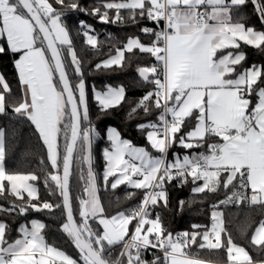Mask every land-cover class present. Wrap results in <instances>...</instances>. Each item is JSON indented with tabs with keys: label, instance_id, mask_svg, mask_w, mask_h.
I'll use <instances>...</instances> for the list:
<instances>
[{
	"label": "snow or ice",
	"instance_id": "obj_1",
	"mask_svg": "<svg viewBox=\"0 0 264 264\" xmlns=\"http://www.w3.org/2000/svg\"><path fill=\"white\" fill-rule=\"evenodd\" d=\"M247 2L109 0L89 10L79 0H0V37L6 38L7 50L18 55L14 66L21 92L13 95L0 73V114L11 106L14 114L34 125L47 148L51 168L43 183L52 194L58 190L62 198L57 204L40 201L34 183L40 176L6 170L5 131L0 129V195L7 192L15 198L9 207L0 206V212L24 216L29 210L52 213L61 209L65 216L61 230L79 253L78 259L73 258L48 243L47 225L40 220L20 224L15 239L8 236L7 222L0 221V264H213L193 255L194 245L200 250L225 249L227 261L215 264H264L254 261L234 241L225 226L224 212L216 210L220 205L247 203L260 206L264 216V66L244 68L246 54L239 51L241 41L264 51V31L247 26L239 15ZM252 3L264 23V0ZM112 9L114 18L109 17ZM121 10H128L133 21L139 16L155 23L156 28L141 29L151 42L128 38L95 69L122 67L125 52L134 49L155 58L156 64L137 69L142 81L154 85V90L135 103L129 116L139 110L145 115L153 108L160 110L156 121L139 125L147 130L146 139L159 155L134 146L115 128L107 130L110 147L103 150L104 182L108 184L112 177L111 189L127 184L144 190L136 208L109 216L97 195L93 166V142L100 134L89 116L83 59L65 20L69 13H83L98 16L101 23H117L124 19ZM78 23V34L82 30L86 44L96 48L95 30L83 20ZM5 51L0 46V53ZM253 95L257 98L254 106ZM94 99L106 112L125 102L126 90L108 86L106 91H94ZM173 145L205 151L182 157L174 154L169 160ZM83 165H87L86 175ZM74 169L85 181L84 195L78 199L79 219L70 196ZM189 177L194 185L203 182L192 188L193 193H215L223 187L230 194L213 205L210 229L201 232L202 226L194 224L193 231L174 235L165 229L159 213L152 218V211L160 202L167 206L166 184L178 180L183 185ZM253 223L246 221L241 232L246 234ZM250 243L264 255V219L255 227ZM117 245H122V251L119 258H113ZM149 248L159 249L162 255L144 259Z\"/></svg>",
	"mask_w": 264,
	"mask_h": 264
},
{
	"label": "trees",
	"instance_id": "obj_2",
	"mask_svg": "<svg viewBox=\"0 0 264 264\" xmlns=\"http://www.w3.org/2000/svg\"><path fill=\"white\" fill-rule=\"evenodd\" d=\"M79 2L83 7L91 10L93 6H101L109 2V0H79ZM102 10L104 9L101 8ZM108 11L109 16L116 12L115 9ZM121 15L124 17L123 25H104L94 21L83 13H69L65 20L70 29L75 49L83 59L89 116L92 124L95 125L100 134L93 142V166L97 175L98 197L106 210L105 214L109 216L116 214L118 211H130L136 208L140 204L144 190L134 189L126 184L120 185L116 189H111L110 182L112 177H109L108 184L104 182L103 174L106 160L103 156V150L110 147V142L106 137V128L109 126L114 127L120 132L123 139L129 140L133 145L145 146L149 150L151 146L146 139L147 130H141L139 125L149 121H156L160 111L153 108L151 114L145 115L143 110H139L137 114L132 117L129 116V112L135 106V103L148 91L154 90L152 84L142 81L137 71L139 67L153 64L155 61L154 57L147 53H141L138 49H134L132 53L125 52V62L122 67L113 66L109 69H95L97 63L115 54L117 48H122L128 38L139 37L145 44L151 42V38L142 33L141 29L143 25L141 23H130L133 19L130 18L128 10H121ZM239 15L244 18L247 26L253 27L258 31H264V23L261 22L252 0H248L246 5L239 10ZM81 20L91 25L95 30L94 33L98 34V45L96 48H92L86 44L82 30L78 34V22ZM240 43L241 48L239 51H243L246 54V60L242 62L244 68L254 64L264 66V51L245 45L242 41ZM0 46L6 49L4 53H0V73L8 81L13 95L19 96L21 94L20 85L17 70L14 66V61L18 58V55L7 50L6 38L0 37ZM108 86H123L126 90V100L120 106L102 112L98 103L92 97V93L93 90H105ZM251 99L254 104L257 98L253 95ZM0 129L5 131L6 170L12 173H33L40 176V180L34 182L39 189L38 195L40 201H48L54 204L62 203L59 191L57 190L52 194L43 183L44 174L51 171V168L50 162L47 159V148L36 132L34 125L26 118L18 117L13 113L11 106H8L6 114H0ZM189 129L190 126L182 129V133ZM200 151H205V149L194 148L189 150L178 145H173L169 150L168 159L172 160L174 154H179L182 157L184 154ZM156 154L159 155L157 152ZM83 167L86 175L87 165H83ZM79 177V170L74 169L71 178L70 194L77 219H79L78 199L84 195L85 187V181ZM198 184H200V181L194 185L190 177L188 182L183 185L178 180L166 184L167 206L165 207L163 202H160L152 211V218L154 214L159 213L165 229L173 234L176 232L193 231L192 225L194 224L202 226L199 230L201 232L204 231L205 227L208 228L210 221H212L211 213L214 210L213 205L225 199L226 194H230V190L226 193V190L221 187L215 193L207 191L205 193H193L192 188ZM129 194H133L131 199L127 198ZM248 195H251L250 189L248 190ZM24 196L25 200H27L26 193ZM14 199L13 196L6 192L0 195V206L7 208ZM181 201L185 202L182 206L180 205ZM36 202L33 201V203ZM216 210L224 212L225 226L234 241L240 246L245 247L254 261H264V255L260 254L258 249L250 243L255 227L261 219H264V216L261 215L260 206H249L247 203L240 205L229 204L220 205ZM32 219L40 220L47 225L45 237L48 243L78 259V250L75 249L69 238L61 230L60 226L65 220L61 209H54L52 213H49L48 210L42 212L29 210L24 216H18L15 213L8 215L5 212H0V221L7 222L9 225L8 236L10 239L17 237V229L20 224L29 223ZM246 221H255L256 223H253L245 234L241 232V228ZM131 227L132 225H130ZM120 249L121 245L114 247L112 252L113 258H118ZM191 252L200 258L209 259L214 262L227 261L225 249L216 251L200 250L194 245Z\"/></svg>",
	"mask_w": 264,
	"mask_h": 264
},
{
	"label": "built area",
	"instance_id": "obj_3",
	"mask_svg": "<svg viewBox=\"0 0 264 264\" xmlns=\"http://www.w3.org/2000/svg\"><path fill=\"white\" fill-rule=\"evenodd\" d=\"M102 11H104V10H102ZM84 15H85V14H84ZM115 15H116V12H114V13H113L112 15H110L109 17H110V18H114ZM86 16H89V17H91L94 21H96V22H98V23H101V22H99V17H98V16H93V15H86ZM130 23H131V24L141 23V24L143 25L142 28H143V27H151V28H156V27H157V26L155 25L154 22L149 21V20H147V19H141L140 17H138L137 19H135L134 21H132V22H130ZM130 23H129V24H130ZM102 24H104V25H123L124 22L122 21V22H117V23H107V24H106V23H102ZM159 27H163V22L161 23V25H160ZM93 34H95V35L98 36L97 33H93ZM151 39H152V38H151ZM156 63H157V62L154 61L153 64H156ZM151 65H152V64H151ZM151 65H150V66H151ZM152 86H153V89H154V85H152ZM143 195H144V192H143V194H142L141 201H142V199H143ZM141 201H140V203H141ZM155 215H156V214H154L153 218H155ZM133 224H135V221L133 222ZM211 224H212V221H210V223H209V226H208L209 229L211 228ZM176 233H181V232H176ZM176 233H175V234H176ZM175 234H174V235H175ZM121 251H122V245H121V249H120V252H119V256H120ZM161 255H162V253L159 251V249H152V248L147 249V250L143 253L144 259H146V260H148V261L153 260L155 256H161ZM193 255H194V254H193ZM119 256H118V258H119Z\"/></svg>",
	"mask_w": 264,
	"mask_h": 264
},
{
	"label": "rangeland",
	"instance_id": "obj_4",
	"mask_svg": "<svg viewBox=\"0 0 264 264\" xmlns=\"http://www.w3.org/2000/svg\"><path fill=\"white\" fill-rule=\"evenodd\" d=\"M115 54H116V52H115ZM115 54H113V55H115ZM109 58V57H108ZM107 58V59H108ZM106 60V59H105ZM112 87H119V86H112ZM107 89V88H106ZM106 89L105 90H102V91H106ZM94 91H101V90H93V93H92V97L94 98ZM109 128H114V127H112V126H109V127H107L106 128V137H107V130L109 129ZM149 145H150V143H149ZM134 146H136V147H145V146H141V145H134ZM146 148V147H145ZM147 149V148H146ZM152 150H154V149H152ZM150 151V150H149ZM153 155H157L156 153H154ZM105 169H106V165H105ZM105 169H104V171H105ZM117 174H119V173H117ZM113 180V179H112ZM111 180V181H112ZM203 182L202 181H200V184H202ZM200 184H198V185H200ZM127 185V184H126ZM197 185V186H198ZM127 186H129V185H127ZM129 187H131V186H129ZM97 195H98V187H97ZM115 215V214H114ZM258 226V225H257ZM254 232V231H253Z\"/></svg>",
	"mask_w": 264,
	"mask_h": 264
},
{
	"label": "crops",
	"instance_id": "obj_5",
	"mask_svg": "<svg viewBox=\"0 0 264 264\" xmlns=\"http://www.w3.org/2000/svg\"><path fill=\"white\" fill-rule=\"evenodd\" d=\"M135 38V37H134ZM127 43V42H126ZM255 104V103H254ZM254 104H253V106H254ZM190 130V129H189ZM148 150V149H147ZM150 150V152L152 153V154H154V153H156V151L155 150H152V149H149ZM113 179V178H112ZM201 259H204V258H201ZM204 260H206V261H210V262H213V264H215V262L214 261H211V260H209V259H204Z\"/></svg>",
	"mask_w": 264,
	"mask_h": 264
},
{
	"label": "water",
	"instance_id": "obj_6",
	"mask_svg": "<svg viewBox=\"0 0 264 264\" xmlns=\"http://www.w3.org/2000/svg\"><path fill=\"white\" fill-rule=\"evenodd\" d=\"M139 74V73H138ZM70 185H71V181H70ZM70 196H71V194H70ZM61 202H62V198H61Z\"/></svg>",
	"mask_w": 264,
	"mask_h": 264
}]
</instances>
